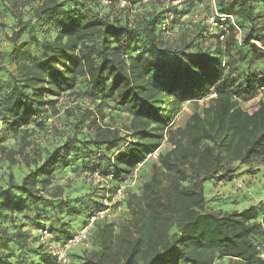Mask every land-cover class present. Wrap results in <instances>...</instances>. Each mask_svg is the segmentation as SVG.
Here are the masks:
<instances>
[{"label": "trees", "instance_id": "trees-1", "mask_svg": "<svg viewBox=\"0 0 264 264\" xmlns=\"http://www.w3.org/2000/svg\"><path fill=\"white\" fill-rule=\"evenodd\" d=\"M203 4L211 16L208 0H183L171 23L177 35L165 39L157 27L174 9L160 0H0V32L10 31L0 51V153L9 167L19 157L27 168L0 185V264H53L37 232L65 241L86 227L163 141L171 147L159 166L137 195L126 193L127 223L92 224L97 250L86 264H264V202L209 212L204 193L211 181L232 183L239 165L264 161V101L251 113L239 105L264 92V0H215L240 31L225 20L224 41L205 24L180 22ZM211 92L171 130L182 105ZM63 97L74 105L61 111ZM110 104L130 115L124 128L103 123ZM61 113L56 134L47 119ZM50 133L49 146L35 143ZM68 172L99 174L111 188L63 196L59 176ZM90 248L73 251L72 264Z\"/></svg>", "mask_w": 264, "mask_h": 264}, {"label": "rangeland", "instance_id": "rangeland-1", "mask_svg": "<svg viewBox=\"0 0 264 264\" xmlns=\"http://www.w3.org/2000/svg\"><path fill=\"white\" fill-rule=\"evenodd\" d=\"M199 1V0H198ZM207 5L203 4L199 9L196 10L195 13L205 21L210 16H208V10L205 8ZM208 7V6H207ZM181 24V23H180ZM10 34V31L1 30L0 32V51L8 50L7 43V35ZM177 35V26L174 30L170 31L169 34L164 35L165 39H174ZM252 71L258 72L260 71L258 66H254ZM211 94L199 101L198 103H185L180 107L177 115L174 117L172 121L171 130L175 131L176 129H182L188 120V118L192 115L193 112H200L201 109L207 104L210 99ZM262 100L264 101V92H260L254 99L248 101H242L239 103L241 109L251 113L253 112L257 106L258 102ZM58 106L62 111L65 107H71L74 105L71 98L63 97L58 100ZM82 107H90V104L87 101L80 103ZM110 108H106V118L103 120L105 125L110 127H117L119 129L124 128L128 125L130 120V115L121 109H116L113 104H110ZM63 116L60 114V119H47V123L51 125L54 133L61 132L65 126L63 124ZM52 131V132H53ZM53 134V133H52ZM47 134L43 137H36L37 139L35 143L37 145L42 146L44 148L49 146V141H46V137L52 135ZM8 141L6 142L9 149H15L14 147L17 144L15 139L12 137H8ZM49 143V144H47ZM170 145L163 141L161 147L154 154L148 156L144 163L139 165L137 169L134 171L131 179H129L122 188L120 194H114L117 197L115 203L112 205L111 211L107 218H105L108 222L115 224V230L118 231L119 226L125 225L129 220V211L127 209V203L125 197L126 193L129 192L130 195L138 194L139 188L141 184L147 179L150 174V166L158 165V154L165 153L170 149ZM1 154V153H0ZM1 162H0V185L4 186L6 181L8 180V174H12L13 179L17 182L20 181L22 176L27 173V168L22 163L19 157H16L17 164L10 166L8 162L4 158V154H1ZM99 175L94 174L93 176H89V174H82L81 176L73 175L71 173H63L59 176V183L62 186L63 196H82L85 195L83 191V187L89 185L90 187H98L102 188H111L110 182H105V180ZM103 185V187H102ZM108 185L110 187H108ZM240 185V188L236 186ZM205 197L207 199L206 211L209 212H218V211H231V210H241L242 208H246L249 205H257L260 202H264V161L257 159L249 163L248 166L239 165L238 177L232 183H225L219 181H211L205 185ZM103 193L102 190L98 191L97 196L100 197ZM110 196V192H108ZM98 214V213H97ZM97 216V215H96ZM25 231L29 232L31 236L35 235L33 227L25 228ZM79 230L76 228L75 232ZM257 244L260 248L261 252H264V239L257 240ZM97 249L92 247L84 256L83 253L77 251V255H82L83 259H77L78 264H86L88 259L91 258L92 253H94ZM79 258V257H78ZM214 264H229L227 260H216Z\"/></svg>", "mask_w": 264, "mask_h": 264}, {"label": "built area", "instance_id": "built-area-1", "mask_svg": "<svg viewBox=\"0 0 264 264\" xmlns=\"http://www.w3.org/2000/svg\"><path fill=\"white\" fill-rule=\"evenodd\" d=\"M149 0H144L147 2ZM164 1V10L174 9L173 11L169 10L166 12L164 19L160 22L157 29L162 35H167L171 31V23L175 19V11H179L182 7L183 0H160ZM210 9L212 11V15L203 21L197 13L191 14L189 17L183 16L180 18V22H186L189 18L191 25L200 23L205 24L208 27V31L210 35L216 34L219 32V41H224L225 34L227 33V28L225 25H222V22L228 20L233 26L235 32L237 33V37L240 35V31L234 25L232 17L222 16L216 12L215 8V0H208ZM103 5H109L108 1H103ZM218 20L219 22H217ZM191 27V26H190ZM215 95L212 94L210 98H213ZM240 188V185L236 186ZM120 194V191L117 192ZM117 197L114 196L111 201H109L106 197L104 200V205L106 208L99 212L97 216L91 218L86 227L81 229L80 231L74 233L69 239L65 241H55L53 235L47 229H40L37 232L38 242L44 248L45 253L53 260V264H72L71 262V253L76 250H88L90 248V234L89 230L92 224L101 219H105L108 217L112 205L115 203Z\"/></svg>", "mask_w": 264, "mask_h": 264}, {"label": "crops", "instance_id": "crops-1", "mask_svg": "<svg viewBox=\"0 0 264 264\" xmlns=\"http://www.w3.org/2000/svg\"><path fill=\"white\" fill-rule=\"evenodd\" d=\"M243 209V208H242Z\"/></svg>", "mask_w": 264, "mask_h": 264}]
</instances>
